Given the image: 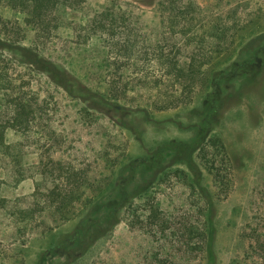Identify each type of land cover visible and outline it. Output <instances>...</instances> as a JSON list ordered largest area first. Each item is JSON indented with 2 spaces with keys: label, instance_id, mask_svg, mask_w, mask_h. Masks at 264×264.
<instances>
[{
  "label": "rangeland",
  "instance_id": "obj_1",
  "mask_svg": "<svg viewBox=\"0 0 264 264\" xmlns=\"http://www.w3.org/2000/svg\"><path fill=\"white\" fill-rule=\"evenodd\" d=\"M113 3L147 39H167L181 63L211 50L213 65L176 90L175 107L107 97L104 46L79 32ZM0 15V35L18 42L0 40L15 93L46 108L43 126L7 133L16 157L0 162V264H144L152 255L209 264L194 249L202 233L185 229L205 234L209 222L219 264L245 254L248 227L264 226V0H89L58 12L60 33L37 54L30 25L10 9ZM233 35L244 40L224 59ZM66 191L80 199L64 220L52 195ZM152 210L163 212L164 231L147 218Z\"/></svg>",
  "mask_w": 264,
  "mask_h": 264
},
{
  "label": "trees",
  "instance_id": "obj_2",
  "mask_svg": "<svg viewBox=\"0 0 264 264\" xmlns=\"http://www.w3.org/2000/svg\"><path fill=\"white\" fill-rule=\"evenodd\" d=\"M89 0H0V9H10L20 15V19L26 21L33 32V39L30 43L29 52L37 54L47 49L48 45L53 43L54 37L60 33L61 19L58 12L64 8L81 9ZM180 14L188 13L185 8H178ZM129 10L120 3H113L111 6L97 10L95 14L87 18V23L81 26L85 32H79L86 42L97 38L104 46V58L102 68L108 69L110 76L109 82L104 87L107 97L114 102L123 101L127 105H144L147 110H166L175 107L182 99L176 95V90L182 87H192L207 66H212L214 60L211 56V50L208 48L205 52L193 54L190 62L181 63L178 60L176 52L169 45L168 40L147 39L143 35L140 24L133 21V27L129 26ZM133 12L131 17H133ZM188 17V16H187ZM2 19V20H1ZM4 18L0 15V22ZM5 23V22H4ZM180 24V23H178ZM5 33H10L6 28ZM19 27V26H18ZM175 29V28H174ZM183 29V28H182ZM175 34L177 33L176 30ZM189 28L183 30L188 34ZM182 30L180 31V33ZM20 34V29L15 30ZM84 35V36H83ZM231 38L230 43L224 45V59L232 55L237 46L244 40L242 37L226 36ZM225 37V38H226ZM233 38V39H232ZM237 38V39H235ZM0 40L6 44L15 47L18 42L8 36L0 35ZM194 42V39H190ZM220 41L223 42V39ZM176 49V46H175ZM219 51H223L222 49ZM34 57V55H31ZM5 61L11 63V60L0 59V162L16 157L11 149L13 146L8 142L7 133L9 130L29 132L33 126H43L45 117V107L42 103L35 101L34 96L30 98L15 93L13 76L10 66H5ZM103 70V69H102ZM54 84L62 86L60 77H51ZM142 89L144 92L153 91V97L150 100L141 102L130 95L131 92ZM222 148H224L222 146ZM53 203L56 209L65 214V211L72 205L75 199H80L79 195L69 196L68 192L62 195L53 193ZM152 210L147 213V218L154 224H159L161 232L166 225H162L165 220L163 212ZM264 217V214H263ZM63 219H69V216H63ZM140 219V218H139ZM158 227V226H157ZM247 229L249 246L242 257L233 258L229 264H264V226L258 227L250 225ZM185 229L189 235H202L201 244H196L194 249L201 245L208 253L209 264H219L216 255V229L213 223L209 222L206 233L195 229V226L187 225ZM158 230V231H159ZM204 247V248H203ZM164 252V251H163ZM158 253V251H157ZM182 261L176 257L174 259L165 256H150L144 264H181Z\"/></svg>",
  "mask_w": 264,
  "mask_h": 264
}]
</instances>
